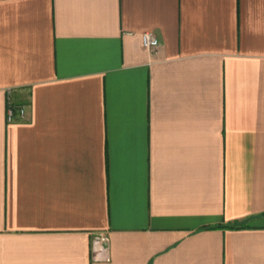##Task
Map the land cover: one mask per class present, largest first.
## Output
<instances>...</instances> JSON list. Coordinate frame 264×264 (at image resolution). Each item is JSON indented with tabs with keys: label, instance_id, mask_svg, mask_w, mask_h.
I'll return each instance as SVG.
<instances>
[{
	"label": "crops",
	"instance_id": "crops-1",
	"mask_svg": "<svg viewBox=\"0 0 264 264\" xmlns=\"http://www.w3.org/2000/svg\"><path fill=\"white\" fill-rule=\"evenodd\" d=\"M0 264H264V0H0Z\"/></svg>",
	"mask_w": 264,
	"mask_h": 264
},
{
	"label": "built area",
	"instance_id": "built-area-1",
	"mask_svg": "<svg viewBox=\"0 0 264 264\" xmlns=\"http://www.w3.org/2000/svg\"><path fill=\"white\" fill-rule=\"evenodd\" d=\"M142 45L148 50H154L158 47L159 41L154 33L143 31L141 33ZM26 108L24 105L14 107L12 104L7 106L6 119L13 121L17 114L20 119L25 117ZM108 235L105 232H95L92 237V251L94 260L108 259Z\"/></svg>",
	"mask_w": 264,
	"mask_h": 264
},
{
	"label": "trees",
	"instance_id": "trees-1",
	"mask_svg": "<svg viewBox=\"0 0 264 264\" xmlns=\"http://www.w3.org/2000/svg\"><path fill=\"white\" fill-rule=\"evenodd\" d=\"M227 227H232V226H227Z\"/></svg>",
	"mask_w": 264,
	"mask_h": 264
}]
</instances>
